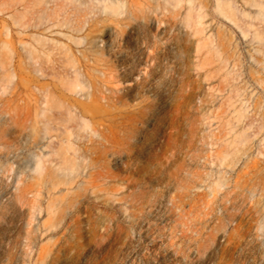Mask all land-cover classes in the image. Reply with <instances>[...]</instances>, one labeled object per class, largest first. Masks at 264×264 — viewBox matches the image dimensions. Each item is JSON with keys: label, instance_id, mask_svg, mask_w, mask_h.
Returning a JSON list of instances; mask_svg holds the SVG:
<instances>
[{"label": "rangeland", "instance_id": "rangeland-1", "mask_svg": "<svg viewBox=\"0 0 264 264\" xmlns=\"http://www.w3.org/2000/svg\"><path fill=\"white\" fill-rule=\"evenodd\" d=\"M0 264H264V0H0Z\"/></svg>", "mask_w": 264, "mask_h": 264}]
</instances>
